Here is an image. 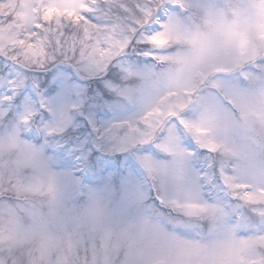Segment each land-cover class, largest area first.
<instances>
[{
    "label": "snow or ice",
    "instance_id": "1",
    "mask_svg": "<svg viewBox=\"0 0 264 264\" xmlns=\"http://www.w3.org/2000/svg\"><path fill=\"white\" fill-rule=\"evenodd\" d=\"M0 264H264V0H0Z\"/></svg>",
    "mask_w": 264,
    "mask_h": 264
}]
</instances>
